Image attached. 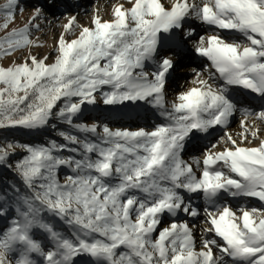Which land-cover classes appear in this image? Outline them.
Here are the masks:
<instances>
[{"label": "snow or ice", "instance_id": "6c2138e0", "mask_svg": "<svg viewBox=\"0 0 264 264\" xmlns=\"http://www.w3.org/2000/svg\"><path fill=\"white\" fill-rule=\"evenodd\" d=\"M129 3L128 8L116 5L111 20L95 16L92 26L81 27L75 39L62 33L53 63L29 56L23 63L0 66V129L37 130L56 117L97 137L92 141L62 131L64 143L0 146V165L17 147L26 151L15 171L34 193L16 197L17 218L0 234V264H39L33 255L42 257L43 264H76L81 255L92 264H227L225 258L232 264H264V208L233 211L219 203L222 194L264 202V140L242 147L229 135L232 148L208 149L202 160L193 158L192 163L182 158L195 133L228 124L236 110L230 86L264 97V0H172L170 7L162 0ZM18 8L19 0H7L0 9V31L5 32L0 55L28 47L33 43L31 28H39L36 21L44 9L33 6L29 22L9 30ZM189 19L239 33L242 39L226 38L219 31L197 39L195 28H185ZM75 21V16L69 18L66 32ZM177 32L180 38L169 49L172 54L162 55ZM190 40L194 52L210 61L208 76L193 69L195 86L179 93L169 109L165 86L177 67L175 48ZM149 62L155 64L151 72L145 70ZM215 79L222 83L215 84ZM104 86L110 90L102 91ZM98 91L105 105L146 101L167 123L152 131L112 130L105 124L102 133L96 124H74L85 104L97 102ZM59 101L63 106L54 112ZM258 118L264 120V111ZM257 133L252 130L251 136L257 138ZM64 151L80 158L59 154ZM62 166L74 173L64 183L57 176ZM192 194H201L211 206L204 209L200 249L196 226L186 220H173L154 239L164 213L200 215ZM9 199L0 193V216L7 213ZM44 211L69 225L70 235L45 222ZM34 228L48 234L51 249L33 237Z\"/></svg>", "mask_w": 264, "mask_h": 264}, {"label": "rangeland", "instance_id": "374dc122", "mask_svg": "<svg viewBox=\"0 0 264 264\" xmlns=\"http://www.w3.org/2000/svg\"><path fill=\"white\" fill-rule=\"evenodd\" d=\"M7 2V0H0V9ZM162 3L166 7H170L172 0H162ZM123 4L125 8L131 7L129 0H19V8L16 10L15 20L10 23L9 30L12 28H21L29 22V18L34 14L33 6L43 7V16L36 21L39 28H31L30 39L33 41L28 47L23 49H17L12 52L11 55H0V63L3 67L13 66L14 64L23 63L29 56H36L38 59L47 57L46 63H53L57 57V45L58 40L63 33L65 38L68 40L75 39L81 30V27H91L92 20L95 16H99L102 20L108 21L113 19V9L116 5ZM19 9H23L20 11ZM92 15V19L89 18ZM76 17V21L72 26L70 32H66L64 25L68 24L70 17ZM190 23H186L185 28H195L196 38L199 36H206L212 31H219L220 34L226 38H238L242 39L239 33L230 32L228 30H217L210 26L201 23L198 20L189 19ZM70 33V34H69ZM5 35L4 31H0V37ZM184 46V52H181L177 58V67L169 75L166 86H165V101L166 106L172 105L179 93L193 87L192 81L196 78V71L202 73L204 78H207L208 72L206 69L210 67V61L205 57L198 58L193 50V41H188ZM172 47H165L162 51V55H171L169 51ZM174 48V47H173ZM178 52L177 48H175ZM155 64L149 62L145 66L146 71H153ZM214 71V70H212ZM218 76V74H217ZM215 84H221L222 81L215 79ZM110 90L109 86H104L102 91ZM102 91L95 93L97 102L95 104H85L82 107V111L74 118V124H85L99 125L98 131L102 133V126L107 125L112 130H131L136 131L144 129L146 131H152L156 126L166 123L164 116L160 114V110L154 105L144 101L143 103H137L138 105L131 104V110H134V114L123 115L120 111L121 105H105L102 99ZM229 91L235 92L232 86L229 87ZM251 91V90H250ZM237 93H234L236 96ZM233 95V93L231 94ZM238 95V94H237ZM254 98V99H253ZM240 100L236 103V114H234L229 121L228 126H220L215 131L208 133H197L192 142H188L182 152V158L192 163L193 158L203 159V155L206 150L211 149L213 152L223 151L225 148H232L233 145L227 141V136H231L232 139L237 141V144L242 147H255L258 146L261 140H264V120L258 118V114L264 111V97H255ZM141 106L137 107V106ZM63 106V101L57 102V107L53 109L57 112L60 107ZM137 109L139 112H137ZM170 109V108H169ZM55 125V127H52ZM248 132H245V129ZM258 129L257 138L251 136V131ZM71 133L79 136L81 139H88L95 141L96 136L91 133L78 132L74 127L68 125L62 120L53 117L48 126L37 129L29 130L23 127H9L0 129V146H4L7 143H13L17 145H47L49 141L55 140L58 143H64L65 141L59 135L60 132ZM243 135L247 136V139H243ZM216 145L215 148L212 146ZM72 147H75L73 145ZM63 156L74 155L76 158H80L79 153H71L64 151L59 153ZM25 155L26 151L17 147L15 152L10 155L4 165H0V193H7L10 197L7 201L8 211L5 215L0 216V234H3L11 226L13 219L17 218L15 211L17 207L16 197L19 196H31L33 191L28 189L19 174L15 171V165L17 161L21 160ZM10 165V166H9ZM199 175V171L197 170ZM68 175H74L71 170L62 166L58 169L57 176L61 183H64ZM234 175V174H233ZM234 178H238L235 177ZM13 189H19L16 193ZM138 196L143 194L137 193ZM238 200V201H236ZM201 194L193 195L191 198L192 205L197 207L200 215L197 218L192 219L186 216L184 213H179L176 217L164 213L161 217V223L158 229L153 233V238L158 236L160 229L168 227L173 220L177 222L188 221L190 226L195 225L194 235L196 238L197 250L201 247V229L206 227L204 209L211 207L209 204L204 202ZM220 204H227L232 208L233 211L238 209H248L251 207L264 208V202L259 201L257 198L243 197L240 196L238 199L228 194H222L219 200ZM238 215L241 213L237 212ZM42 219L45 222L50 223L53 227L60 231L64 235H70L71 228L64 221L60 220L59 217L44 211L41 213ZM33 237L38 240L45 249H51L53 242L50 240L48 234L39 228L32 230ZM214 252L219 255L218 251L214 249ZM33 259L43 264V258L40 256L33 255ZM84 259L88 264H92L91 258L86 255L76 257V264ZM227 264H232L231 260L225 258ZM87 264V263H86Z\"/></svg>", "mask_w": 264, "mask_h": 264}, {"label": "bare ground", "instance_id": "6f19581e", "mask_svg": "<svg viewBox=\"0 0 264 264\" xmlns=\"http://www.w3.org/2000/svg\"><path fill=\"white\" fill-rule=\"evenodd\" d=\"M89 18L90 19H92V15H89ZM187 23H190V21L188 20L187 21ZM70 34V33H69ZM180 37H179V32H177V35L176 36H174L173 37V39L172 40H169L167 43H166V45H165V47H175V42L179 39ZM177 48V50H178V53H179V55L181 56L182 54H181V52L183 51L184 52V46H182V47H176ZM198 58H201V56H197ZM0 66H2V64L0 63ZM232 88L233 89H235V92H231V91H228V95H229V97H230V99L236 104V103H239V101L240 100H245V99H247V98H253V96H255V97H261L262 98V96H260L259 94H257V93H254V92H252V91H250V90H248V89H244V88H242V87H239V86H232ZM233 93V95H231ZM234 93H237L236 94V96H234ZM254 99V98H253ZM144 101H136V102H131V101H128V102H125L124 104H120L121 105V109H120V111H121V113L123 114V115H128V114H130V113H133L134 114V110H131V107H130V105L131 104H134V105H138L137 103H143ZM137 107H140V108H142L140 105L139 106H137ZM168 108H171V105L169 104L168 106H167ZM140 111V110H139ZM138 111V109H137V112H139ZM237 112H236V110H235V112L233 113V115L234 114H236ZM232 115V116H233ZM230 117V119H229V121L231 120V118H233V117ZM166 119V118H165ZM166 123H167V121H166ZM228 124H229V122H228ZM228 124L226 125V126H228ZM218 127H220V126H215L214 128H212V129H210L209 131H210V133L212 132V131H215L216 130V128H218ZM197 135V133H195L193 136H192V138L188 141V142H192V140L195 138V136ZM187 142V143H188ZM193 195L194 196H196V194H192L191 195V198L193 197ZM185 196L187 197L188 196V194L187 193H185ZM238 197H240V196H237L236 197V199H238ZM236 201H238V200H236ZM204 202H206V201H204ZM192 218V217H191ZM195 218H197V217H195ZM195 218H192V219H195ZM195 240H196V238H195ZM88 264V262L87 261H84V259H82L81 261H80V263L79 264ZM39 264H41V263H39Z\"/></svg>", "mask_w": 264, "mask_h": 264}]
</instances>
